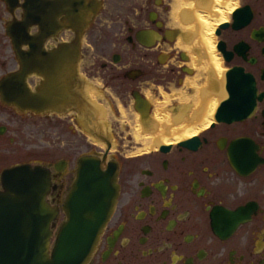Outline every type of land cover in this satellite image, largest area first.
<instances>
[{
	"label": "flooded vegetation",
	"instance_id": "flooded-vegetation-1",
	"mask_svg": "<svg viewBox=\"0 0 264 264\" xmlns=\"http://www.w3.org/2000/svg\"><path fill=\"white\" fill-rule=\"evenodd\" d=\"M189 1L0 0V80L19 71L14 46L30 55L26 88L52 104L32 113L0 101V176L21 164L47 169L54 232L76 159L97 154L117 164L116 203L87 264H264V0H238L213 29L224 88L214 92L219 101L207 127L151 150L132 137L133 113L143 125L151 120L155 105L148 97L163 101L165 94L167 109L184 111L203 88L214 90L202 50L176 43L189 45L193 36L172 14ZM191 52L200 57L195 64ZM40 53L49 61L57 56L55 62L40 69ZM83 85L96 92L93 101L105 115L119 121L117 130L98 129L94 120L82 130L77 106L92 105ZM50 130L66 156L44 163L36 160L40 132ZM67 155H75L70 166Z\"/></svg>",
	"mask_w": 264,
	"mask_h": 264
},
{
	"label": "water",
	"instance_id": "water-1",
	"mask_svg": "<svg viewBox=\"0 0 264 264\" xmlns=\"http://www.w3.org/2000/svg\"><path fill=\"white\" fill-rule=\"evenodd\" d=\"M8 36L13 39L11 33ZM13 50L19 71L0 80V101L32 113L40 106L41 112L49 106V98L40 94L39 105V97L23 81L31 72L26 70L30 55ZM47 57L40 53V69L55 62V56L50 61ZM116 175L114 160L97 154L79 156L62 201V221L53 232L57 210L46 202L51 186L47 169L21 164L4 170L0 176V264H87L116 203Z\"/></svg>",
	"mask_w": 264,
	"mask_h": 264
},
{
	"label": "bare ground",
	"instance_id": "bare-ground-1",
	"mask_svg": "<svg viewBox=\"0 0 264 264\" xmlns=\"http://www.w3.org/2000/svg\"><path fill=\"white\" fill-rule=\"evenodd\" d=\"M177 1V0H176ZM184 1V0H183ZM188 1V0H187ZM193 1V0H192ZM192 1H189V2H186V3H182V5H180V3H178L177 6L180 5V7H174L175 9H173V16L177 17V20H178V25L177 26H180L182 29L187 32L188 36L193 34V36H190L192 37L191 41H189V45H182V42L181 41H178L176 43H178L179 46H184L186 47L188 50H190L191 48L194 50V46L195 48H197L200 52V50H202V55L204 56H201L203 57V62L204 64H202V66L204 65V67H202V69H205V70H208L211 75L209 76H212V78L214 79V84L211 85L213 86L214 90H207L209 88H206L205 86H202L206 88V90L203 88L204 92L202 95H200L198 93V95L194 97L193 101L192 102H186L188 107L190 106V110H189V113H185V115L182 117L183 115V112L184 111H187V110H184L183 111V108L182 109H179L177 111H171L169 109H167V107H165V105L168 103L167 102V95H163V101H158L157 99H152V98H149L148 97V94H146L148 97L147 100H152L153 101V104L155 105L154 108L152 109V115L150 116L151 117V120H149V123L146 125H143V123L138 120V115H136L135 113L134 116H133V119L134 122L133 123V136L134 139L136 140H140V141H143L145 143L144 145V149L143 150H146V149H150L151 147H157L158 144L160 143H175L177 141H182V139L184 138H187V137H190L194 134H196L199 130L207 127V125L212 121V112L213 110L215 109V105L217 106V103L216 101H219L217 100L218 99V96L216 95V93L214 94V92H219L220 93V89L221 87H223V85L221 84L222 82V71H223V66H222V63H221V58L218 56V54L216 53L215 51V48H214V44L215 43V39H214V35H213V29L215 28V25L220 23V22H224V20L226 19L227 17V13L230 12L231 10L234 9V7L236 8V5H237V2L238 0H204L205 3H203L202 7L199 8L198 6L199 5H194ZM181 2V1H180ZM200 2H203V1H200ZM195 4H198V3H195ZM200 4V3H199ZM211 4V5H210ZM201 5V4H200ZM209 5V6H208ZM239 5V4H238ZM182 6V7H181ZM185 6V7H183ZM182 8H186L187 11H191V12H187L188 14H185L186 11H182L184 12V15L181 13L179 14L178 13V10L182 9ZM30 10V9H29ZM240 10V9H239ZM248 10V9H247ZM241 11V10H240ZM243 11V9H242ZM31 12V11H29ZM32 13V12H31ZM238 14V13H237ZM241 15V14H240ZM243 15V14H242ZM32 16V15H31ZM185 18H184V17ZM247 16V15H246ZM43 17V16H41ZM235 17V16H233ZM247 18V17H246ZM244 19V17H243ZM248 19V18H247ZM31 20V19H30ZM46 20V19H45ZM14 21V20H13ZM175 21V20H174ZM238 21V20H237ZM245 21V20H244ZM48 22V20H47ZM49 22H51L49 20ZM236 23V21H234ZM242 22V21H241ZM39 24V22H38ZM45 24V23H44ZM50 24V23H49ZM52 24V22H51ZM222 24V23H221ZM46 26V25H45ZM49 26V25H48ZM12 27V26H11ZM52 27V26H51ZM237 27V26H236ZM54 25H53V27ZM48 29V28H46ZM179 29V28H178ZM8 31V30H7ZM47 32V31H46ZM50 32V31H49ZM180 33V31H179ZM187 36V37H188ZM178 39V38H177ZM188 39V38H187ZM180 40V39H179ZM31 43V42H30ZM30 43L28 42V44L30 45ZM175 44V43H174ZM188 44V42H187ZM167 46V45H166ZM177 46V44H176ZM14 47V46H13ZM32 47V46H31ZM165 47V46H164ZM185 48V49H186ZM32 48H30V51H31ZM62 49V48H61ZM164 49V48H163ZM162 49V50H163ZM196 49V50H197ZM65 50V49H64ZM70 50V49H69ZM72 50V49H71ZM73 51V50H72ZM32 52V51H31ZM196 52V51H195ZM70 53V52H69ZM77 53V52H76ZM166 53V52H165ZM188 53V52H187ZM190 55V54H189ZM57 57V56H56ZM55 57V58H56ZM164 57V55H163ZM162 57V59H163ZM191 62L192 63H197L195 62V58L198 57V53L195 55H193V52H191ZM78 59V58H77ZM198 59H200V57H198ZM202 59V58H201ZM40 60V58H39ZM65 60V59H63ZM165 60V59H164ZM163 60V61H164ZM78 61V60H77ZM76 61V62H77ZM200 62H202L201 60H199ZM198 61V63H199ZM68 62V61H67ZM190 62V63H191ZM202 62V63H203ZM49 63V62H48ZM66 63V62H65ZM73 63V62H72ZM79 63V62H78ZM64 64V63H63ZM75 64V62H74ZM77 64V63H76ZM75 64V65H76ZM182 64V63H181ZM200 64V63H199ZM80 65V64H79ZM192 65V64H191ZM66 66V65H65ZM63 66V68L65 67ZM194 66V65H193ZM193 66H190L193 67ZM198 66V65H197ZM57 67V66H56ZM200 67V66H199ZM198 67V68H199ZM197 68V69H198ZM209 68V69H207ZM65 69V68H64ZM67 69V68H66ZM65 69V70H66ZM58 70V69H57ZM69 70V69H68ZM72 70V69H71ZM196 70V69H195ZM200 70V69H199ZM204 70V71H205ZM203 71V70H202ZM201 71V72H202ZM39 72V71H37ZM58 72V71H56ZM65 72V71H64ZM74 72V71H72ZM70 72V74L72 73ZM62 73V72H61ZM197 73V72H196ZM195 73V74H196ZM208 73V74H210ZM64 74V73H63ZM66 74V73H65ZM198 74H202V73H198ZM197 74V75H198ZM207 74V75H208ZM231 74V73H230ZM196 75V76H197ZM238 75V73H237ZM36 76V75H35ZM208 76V78H209ZM242 76V75H241ZM56 77V76H55ZM74 77V76H73ZM201 77V76H200ZM203 77V76H202ZM205 77V75H204ZM41 78V77H40ZM196 78V77H195ZM207 78V76H206ZM211 78V77H210ZM211 78V79H212ZM230 78V77H229ZM55 79V78H53ZM74 79V78H73ZM198 79V77H197ZM210 79V80H211ZM234 79V78H233ZM47 80V79H46ZM76 80V79H75ZM187 80V79H185ZM208 80V79H206ZM79 81V80H78ZM77 81V82H78ZM204 82H206L205 80H203ZM25 82V81H24ZM48 81H46L47 83ZM55 82V81H54ZM69 82V80H68ZM195 82V81H194ZM193 83V81H192ZM198 83V82H197ZM224 83V82H223ZM53 84V83H52ZM70 84V82L68 83ZM73 84V83H72ZM77 84V83H76ZM186 84V83H185ZM191 84V83H190ZM194 84V83H193ZM192 84V85H193ZM208 84V82H207ZM210 84V83H209ZM243 84V83H242ZM75 85V84H74ZM195 85V84H194ZM193 85V86H194ZM222 85V86H221ZM55 86V85H54ZM197 86V85H196ZM28 87V86H27ZM45 87V86H44ZM74 87V86H73ZM76 87V86H75ZM74 87V88H75ZM80 87V86H79ZM191 87V86H190ZM220 87V89H219ZM240 87V86H239ZM69 88V87H68ZM71 88V87H70ZM187 88V86H186ZM194 88V87H192ZM196 88V87H195ZM224 88V87H223ZM73 89V88H72ZM81 89V88H80ZM84 89V92L85 94L83 96H87L86 94H88V96H90L88 98V101L90 103H92V105L89 107V106H84L82 104H79L77 107L79 109V111L76 113L77 114V121L78 123L82 126V130H85V127L86 125L88 126L89 124H91L93 122V120L96 122L98 120V118L96 117H99L102 116L103 117H106L105 115V110L103 108H98L97 106H95V102L93 101L94 100V95L96 94V92L92 91V89L87 86V85H83L82 87V90ZM78 90V89H77ZM80 90V91H82ZM94 90V89H93ZM149 90V89H148ZM151 90V89H150ZM175 90V89H174ZM173 90V91H174ZM181 90V89H180ZM199 91V89H196ZM220 90V91H219ZM230 90V89H229ZM31 91V90H30ZM34 91V90H33ZM38 91V90H37ZM176 91V90H175ZM174 91V92H175ZM189 91V90H188ZM193 91V90H192ZM41 92V91H39ZM147 92V91H146ZM173 92V93H174ZM179 92V91H178ZM177 92V93H178ZM36 93V92H35ZM176 93V94H177ZM184 93V92H183ZM193 93V92H192ZM240 93V92H239ZM41 94V93H40ZM175 94V93H174ZM175 94V95H176ZM195 94V93H194ZM222 94V93H221ZM98 95V94H97ZM185 95V94H184ZM222 95H225V94H222ZM38 96V94H37ZM154 96V95H152ZM151 96V97H152ZM174 96V95H173ZM40 97V96H39ZM185 97V96H184ZM97 98V96H96ZM156 98V97H155ZM172 99V98H171ZM178 99V98H177ZM82 100V99H81ZM170 100V99H168ZM180 100V98H179ZM187 100V99H186ZM189 100V99H188ZM187 100V101H188ZM84 101V100H83ZM181 101V100H180ZM173 102V101H172ZM149 103V102H148ZM178 103V102H177ZM184 103V102H183ZM69 104V103H68ZM75 104V103H74ZM179 104V103H178ZM185 104V103H184ZM52 105V104H50ZM71 105V104H70ZM85 105V104H84ZM173 105V103H172ZM75 106V105H74ZM152 106V105H151ZM177 106V105H175ZM186 106V107H187ZM58 107V106H57ZM185 107V105H184ZM187 107V108H188ZM50 108V107H49ZM52 109V108H51ZM70 109V108H69ZM131 109V108H130ZM54 110V109H53ZM75 110V109H74ZM132 110V109H131ZM130 110V111H131ZM70 111V110H69ZM52 112V111H51ZM50 112V113H51ZM73 112V110H72ZM120 112H121V117L123 118V116L125 115L123 112H122V109H120ZM49 113V114H50ZM107 113V112H106ZM123 113V115H122ZM24 115V114H23ZM114 117V116H113ZM126 117V116H125ZM100 118V117H99ZM97 119V120H96ZM101 119V118H100ZM104 119V118H103ZM140 119V118H139ZM150 119V118H149ZM119 120V119H118ZM103 122V121H102ZM119 122V121H118ZM87 123V124H86ZM98 123V121L96 122ZM93 124V123H92ZM99 124V123H98ZM121 124V123H120ZM102 124H99V127H97L98 129H101L103 130L104 129V125L101 126ZM95 126V125H94ZM98 126V125H97ZM90 127V126H89ZM94 129V127H93ZM132 129V128H131ZM130 129V130H131ZM108 130V128H107ZM106 130V131H107ZM122 130V129H121ZM99 131V130H97ZM102 132V131H100ZM93 133V132H92ZM98 133V132H97ZM132 133V132H131ZM86 134L88 135L89 133L86 132ZM95 134V133H94ZM104 134V132H103ZM96 135V134H95ZM99 135V134H98ZM91 140L95 141V138L89 134L88 135ZM97 136V135H96ZM139 141V142H140ZM102 142V141H101ZM113 144V143H112ZM179 144V143H177ZM101 145V144H100ZM115 145V144H114ZM117 145V143H116ZM140 145V144H139ZM168 146V145H167ZM173 146V145H172ZM142 149V148H141ZM156 149V148H155ZM139 150V149H138ZM151 150V149H150ZM142 151V150H141ZM139 153V152H138Z\"/></svg>",
	"mask_w": 264,
	"mask_h": 264
},
{
	"label": "rangeland",
	"instance_id": "rangeland-1",
	"mask_svg": "<svg viewBox=\"0 0 264 264\" xmlns=\"http://www.w3.org/2000/svg\"><path fill=\"white\" fill-rule=\"evenodd\" d=\"M6 70H7V68L1 69V73L3 71H6ZM94 105L97 106L96 104H94ZM97 107L98 108H101V106H97ZM99 117H96V118H98V120L97 119L96 120L98 121L99 124H102L101 126L104 125L103 126L104 129H107V128L108 129H111V127H112L114 130H117V128H115V123H117L118 121L114 120L111 116H108V115H106V117H103L104 119L100 115H99ZM109 132L114 133L113 130L112 131L109 130ZM66 136H68V134H63V137H66ZM82 137L85 138L84 136H82ZM56 144H58V142H56L55 131L54 130H50L49 132H47V135L46 136H42V133L40 132V146L37 149V156H36L37 159L36 160H39L40 162H44L45 163L47 161L49 162V161L55 160L60 155H65V153L63 152V150H61V148L57 147L58 145H56ZM83 149H84V147L81 146L76 151L75 155L78 154V153H80ZM25 156H23V159H25L26 157H27L26 159L33 158V156H30V157L29 156H26L25 157ZM74 156L73 155L72 156H70V155L68 156L67 155V157H68L67 158L68 166H70V165L73 164Z\"/></svg>",
	"mask_w": 264,
	"mask_h": 264
}]
</instances>
